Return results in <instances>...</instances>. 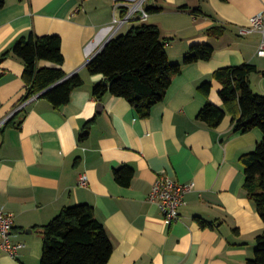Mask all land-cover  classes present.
<instances>
[{
	"label": "crops",
	"instance_id": "obj_1",
	"mask_svg": "<svg viewBox=\"0 0 264 264\" xmlns=\"http://www.w3.org/2000/svg\"><path fill=\"white\" fill-rule=\"evenodd\" d=\"M117 1L133 0H86L78 11L80 0H4L0 6V122L15 116L27 92L25 63L12 53L19 39L59 35L64 63L41 60L39 66L84 79L68 103L56 107L40 95L0 128V210L14 216L11 239L25 244L17 256L0 254V264H41L42 226L63 207L83 203L93 206L111 239L108 264H245L264 221L245 188L241 156L255 150L264 132L235 130L240 107L224 101L214 72L253 63L259 72L251 75L252 88L264 95L262 35L241 29L264 11V0H148L157 11L121 26L114 36L140 22L158 26L172 63L182 64L194 45L215 49L209 60L184 64L147 115L124 97L93 93L105 77L91 74L87 63L111 38L115 13L125 12L124 3L115 11ZM212 27L224 32L213 35ZM205 81L212 84L208 95L199 88ZM207 100L226 110L216 127L198 118ZM123 166L133 170L129 185L115 177ZM162 172L193 183L172 223L149 198Z\"/></svg>",
	"mask_w": 264,
	"mask_h": 264
},
{
	"label": "trees",
	"instance_id": "obj_2",
	"mask_svg": "<svg viewBox=\"0 0 264 264\" xmlns=\"http://www.w3.org/2000/svg\"><path fill=\"white\" fill-rule=\"evenodd\" d=\"M227 1V0H224ZM4 0H0V6ZM150 12L157 8L146 6ZM181 6L179 9H185ZM201 11L200 8L194 12ZM209 32L220 36L223 28L212 27ZM211 44L194 45L184 57V62L172 63L158 26L140 22L126 33L111 37L87 63L91 74H103L104 80L93 89L94 95L102 99L106 95L124 97L142 115H147L152 106L162 101L173 77L179 74L184 64L209 60L214 54ZM10 51L2 55V59ZM13 55L25 63L24 77L27 92L22 101L41 94L58 107L70 101L73 91L84 85L79 73L67 75L62 68L39 66L41 60L62 65L65 57L62 40L57 34L36 35L19 39L12 49ZM259 72L257 65L243 63L220 68L214 72L221 81V96L226 103H238L241 114L235 119V130L248 132L260 128L264 132V95L255 92L251 85V75ZM264 74V71H262ZM211 82L205 81L200 90L208 95ZM25 109L16 112L20 114ZM15 114V116H16ZM226 110L207 100L198 118L212 127L222 121ZM14 117L10 119L13 120ZM9 121V122H10ZM8 122V123H9ZM7 123V124H8ZM84 136L88 135L90 123ZM245 167V188L249 198L255 203L264 221V138L255 150L241 156ZM116 179L129 185L133 170L123 166L115 171ZM200 223H208L199 218ZM43 253L41 264H108L113 252V244L107 230L90 204L67 205L46 225L42 226ZM245 264H264V229L257 236L255 255Z\"/></svg>",
	"mask_w": 264,
	"mask_h": 264
},
{
	"label": "built area",
	"instance_id": "obj_3",
	"mask_svg": "<svg viewBox=\"0 0 264 264\" xmlns=\"http://www.w3.org/2000/svg\"><path fill=\"white\" fill-rule=\"evenodd\" d=\"M86 0H80L75 11L80 10ZM148 0H133V1H117L115 11L125 4V12L119 16L115 13L113 20V32L111 37L125 23L135 18L146 19L149 16V11L146 8ZM242 33L260 32L262 35L260 45L257 49V54L264 57V11L250 18V24L241 28ZM110 39V38H109ZM39 94L31 96L29 99L21 102L15 112L24 108L26 104L38 97ZM12 115L8 116L0 122V128L8 122ZM80 183L86 185L88 179L86 175H82ZM193 189V183H182L172 178L166 172L159 174L153 183L150 192V200L156 202L163 213L166 222L172 223L180 219L181 207L186 204L185 195ZM14 227V216L0 210V254L6 253L11 256H17L19 250L25 246L23 242H15L11 239V232Z\"/></svg>",
	"mask_w": 264,
	"mask_h": 264
},
{
	"label": "water",
	"instance_id": "obj_4",
	"mask_svg": "<svg viewBox=\"0 0 264 264\" xmlns=\"http://www.w3.org/2000/svg\"><path fill=\"white\" fill-rule=\"evenodd\" d=\"M70 75H72V74H70ZM56 84H57V83H56ZM56 84L50 86L47 90H49L51 87L55 86ZM47 90L43 91L40 95H42L43 93H45ZM40 95H39V96H40ZM39 96H38V97H39ZM101 105H102V103H100V106H101Z\"/></svg>",
	"mask_w": 264,
	"mask_h": 264
},
{
	"label": "rangeland",
	"instance_id": "obj_5",
	"mask_svg": "<svg viewBox=\"0 0 264 264\" xmlns=\"http://www.w3.org/2000/svg\"><path fill=\"white\" fill-rule=\"evenodd\" d=\"M39 95H40V94H39ZM39 95H38V96H39Z\"/></svg>",
	"mask_w": 264,
	"mask_h": 264
}]
</instances>
